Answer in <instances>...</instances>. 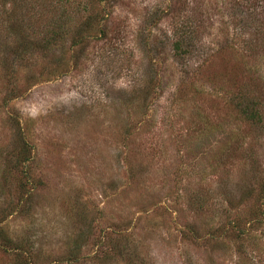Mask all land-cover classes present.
Wrapping results in <instances>:
<instances>
[{
  "label": "rangeland",
  "instance_id": "1",
  "mask_svg": "<svg viewBox=\"0 0 264 264\" xmlns=\"http://www.w3.org/2000/svg\"><path fill=\"white\" fill-rule=\"evenodd\" d=\"M263 185L264 0H0V236L33 264H264L232 225Z\"/></svg>",
  "mask_w": 264,
  "mask_h": 264
},
{
  "label": "trees",
  "instance_id": "2",
  "mask_svg": "<svg viewBox=\"0 0 264 264\" xmlns=\"http://www.w3.org/2000/svg\"><path fill=\"white\" fill-rule=\"evenodd\" d=\"M190 25L192 26L193 23H190ZM188 25V29L190 30L192 27ZM87 30H90L92 28V26H87L86 27ZM182 29H180L179 31L183 32L184 31V25L181 27ZM188 34V31L186 32V35ZM192 34V33H191ZM81 41H83L82 37L81 39H79ZM179 44V43H178ZM177 44V50H179L181 48V45H178ZM242 112L243 114H245V116L247 117V119L249 121H255V122H260L261 121V115L254 112V111H251L248 109V106H245L243 107L242 109ZM257 119H259L258 121H256ZM25 154H29V151H25ZM25 155V156H27ZM20 165L23 166V163L21 161H19ZM18 165V167L20 166ZM259 196L261 197V199H264V185L260 188L259 190ZM255 220H252V221H247V220H244L242 221V219H239V220H235L232 222V225L234 226V229L237 231L238 235H241V236H246V232H248V225L249 223H256L257 222H260V221H264V209H261L260 212H258L256 215H255ZM1 239H2V242L9 246V247H13V241L8 237L6 236V234L2 233V235L0 236ZM14 250L15 252H17L18 254L16 255L17 256V261H16V264H33L32 263V259L28 256L27 252L25 251V247L23 246V244H19L17 245L16 243H14ZM8 251V250H7Z\"/></svg>",
  "mask_w": 264,
  "mask_h": 264
}]
</instances>
